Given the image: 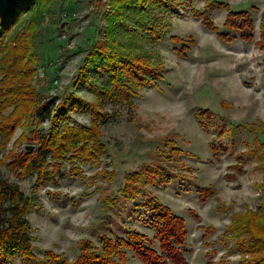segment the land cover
<instances>
[{
  "label": "rangeland",
  "instance_id": "374dc122",
  "mask_svg": "<svg viewBox=\"0 0 264 264\" xmlns=\"http://www.w3.org/2000/svg\"><path fill=\"white\" fill-rule=\"evenodd\" d=\"M104 1L100 11L107 13L109 0ZM263 9L264 0H179L169 13V29L155 44L161 76L133 97L134 120L124 106L106 104L110 115L99 123L106 150L98 160L65 158L60 172L36 192L35 172L19 175L16 165L0 162V177L32 194L34 201L27 218L35 258L15 256L10 264H55L44 257L47 250L74 260L81 240L101 248L103 237H126L133 230L158 250L149 224L152 201L185 220L187 237L181 248L188 264H250L226 228L233 213L261 205L264 210V160L253 143L256 133L247 130L249 123L264 124V46L258 43ZM240 10L252 30L237 17L235 28L225 26L229 11ZM23 19L17 31L28 23L36 26V51L49 67L39 65L32 79L53 103L38 130L50 127L58 103L74 91L82 101L65 117L69 124L88 125L96 97L87 86L77 90L73 83L84 64V50L91 38L102 39L105 32L98 36L97 27L107 22L99 19L93 0L70 5L45 0ZM205 19L217 30L208 29ZM218 31L228 39L222 40ZM181 45L187 47L184 52L178 51ZM143 49L151 50L149 45ZM35 128L31 123L29 130ZM21 131L20 126L15 129L2 158L7 150L38 148L32 140L14 143ZM132 173L140 178L127 187L125 178ZM125 187L128 193L122 192ZM205 187L214 192L201 201L199 191ZM126 253V264H142L133 251Z\"/></svg>",
  "mask_w": 264,
  "mask_h": 264
},
{
  "label": "trees",
  "instance_id": "16d2710c",
  "mask_svg": "<svg viewBox=\"0 0 264 264\" xmlns=\"http://www.w3.org/2000/svg\"><path fill=\"white\" fill-rule=\"evenodd\" d=\"M42 1L45 0H0V153L6 150L19 126L22 131L14 143L32 140L38 144L35 150H7L3 156L6 160L0 156V162L16 165L19 175L35 172L33 192L53 174L60 172L65 158L95 162L105 152L106 147L100 140L99 123L104 115H110L106 104H111L112 109L124 106L129 118L134 120L133 97L145 84L149 85L161 76L163 63L155 44L161 41L162 35L169 29V13L173 5L179 3V0H109L110 10L106 13L105 10L100 11L105 5L104 0H93L96 14L100 20L107 22V26L100 24L97 27L98 36L102 31L105 34L102 39L91 38L84 50V64L73 83L74 89L87 86L95 95L97 104L90 105L92 119L88 125L69 124L66 113L82 101L74 91L58 103L56 113L51 118L52 124L45 132H41L38 127L44 117L48 119L51 115L53 103L51 97L46 98L44 92L32 83V79L39 65L49 67L39 59L36 51L37 34L33 32L36 26L28 23L20 31H17V26ZM64 1L69 5L75 2ZM235 17L241 20L242 27L252 30V22L243 10L229 11L225 26L235 28ZM204 24L210 30H217L206 19ZM218 36L222 40L228 39L226 32L218 31ZM171 39L182 42L176 36ZM258 43L261 48L264 46V9ZM145 45H149L151 50L143 49ZM179 49V52H184L187 47L181 45ZM65 60L59 64L63 65ZM9 108H12L10 113L4 114ZM119 114L116 111V115ZM58 119L62 120L61 124H58ZM33 122L36 128L29 130ZM247 130L256 133L253 143L264 160V124L249 123ZM134 178L137 181L140 176L127 174V187ZM127 187L122 189L123 193H128ZM213 192L209 187L201 189L200 200H206ZM152 202L154 217L149 220V224L158 240V250L147 243L149 239L144 234L133 230L126 237H103L101 248L92 247L93 244L88 240H81L79 255L74 260H68L52 250L45 251L44 257L55 264H126V250L129 249L142 264H188L181 248L187 237L185 220L175 215L169 207L157 201ZM33 207L32 194H24L18 185L0 177V264H10L15 256L27 260L35 258L32 229L27 218V213ZM226 231L237 242L242 258H247L250 264H264L262 205L259 210L246 209L233 213Z\"/></svg>",
  "mask_w": 264,
  "mask_h": 264
}]
</instances>
